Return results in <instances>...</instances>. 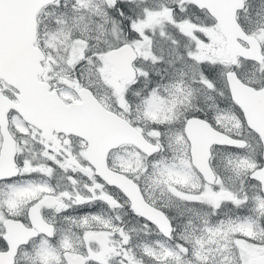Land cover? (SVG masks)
Returning a JSON list of instances; mask_svg holds the SVG:
<instances>
[{
  "label": "snow or ice",
  "instance_id": "1",
  "mask_svg": "<svg viewBox=\"0 0 264 264\" xmlns=\"http://www.w3.org/2000/svg\"><path fill=\"white\" fill-rule=\"evenodd\" d=\"M0 264H264V0H0Z\"/></svg>",
  "mask_w": 264,
  "mask_h": 264
}]
</instances>
